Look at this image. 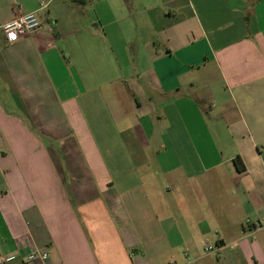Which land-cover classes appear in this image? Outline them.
<instances>
[{"label":"crops","instance_id":"crops-1","mask_svg":"<svg viewBox=\"0 0 264 264\" xmlns=\"http://www.w3.org/2000/svg\"><path fill=\"white\" fill-rule=\"evenodd\" d=\"M256 221L264 0H0L4 264H264Z\"/></svg>","mask_w":264,"mask_h":264},{"label":"built area","instance_id":"built-area-1","mask_svg":"<svg viewBox=\"0 0 264 264\" xmlns=\"http://www.w3.org/2000/svg\"><path fill=\"white\" fill-rule=\"evenodd\" d=\"M40 27L41 23L39 17L35 12H30L6 22L1 26V30L9 39L15 40L21 36L37 31ZM248 223L254 230H260L264 227L259 221ZM213 249L214 247L211 245L205 247L206 251H212ZM27 258L29 261H38L39 264H47L48 255L46 252L34 249L30 251ZM5 260V258L0 257V264H4Z\"/></svg>","mask_w":264,"mask_h":264}]
</instances>
